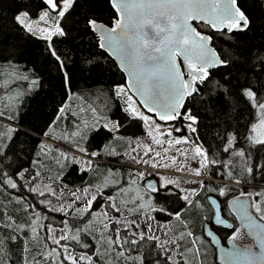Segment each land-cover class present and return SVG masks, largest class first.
<instances>
[{"label":"snow or ice","instance_id":"6c2138e0","mask_svg":"<svg viewBox=\"0 0 264 264\" xmlns=\"http://www.w3.org/2000/svg\"><path fill=\"white\" fill-rule=\"evenodd\" d=\"M111 2L115 11L119 13L114 20V26L104 27L97 21L90 20L88 21L89 28L100 32L98 47L111 52L127 72L129 78L127 88L116 86L115 95L123 100V111L131 119L143 122L147 129L146 136L149 138L148 143H137L135 146L129 142L130 152H125V155H130L132 164L146 165L153 169L168 168L167 161L170 159L177 173L191 172L194 177L198 178L185 181L196 187H181L179 180L169 179L162 175L157 181H146L147 200L138 191L132 193L127 201L108 195L105 204L101 205V211L95 212L92 210L94 202L98 198L104 199L105 197L104 188L101 186L93 188L89 185L79 189V195L73 192L68 201H64L63 195L57 196L56 190L50 185H44L46 191L36 186L40 176L39 172L31 173L29 169H17L9 175L0 169V187L25 188L41 197H46L47 192L61 203L58 207H52V201L45 198L38 201V204L45 205L51 211H59L65 217L58 227L52 224L45 225L41 221L46 217H43L37 210V204L28 203L22 197H18L16 203L22 206L23 220L16 216V210L9 212L4 206L0 211V264H6L7 246L19 247L20 244L23 245L21 249L23 264H96L94 257L99 256L100 250L95 249L89 254L87 250L91 245L85 239L88 236L96 239L98 244L112 249L116 257H124L127 246H135L145 240L156 241L165 253L166 260L171 264H179V261L174 259L177 255L184 259L186 253L192 254L193 257H199L201 254L200 238L194 236L183 217L185 213L203 207L199 199L202 190H218L220 196L225 194L224 188L214 189L211 182H205L202 179V170L208 168L209 165L216 164L217 161L210 159L202 146L197 145L192 149V158L198 157L199 164L198 167L189 169L183 163V160L189 159L188 153L176 148L177 145L190 144L189 138L187 136L172 138L171 126L166 132L162 131L161 125L156 123V120L165 123L188 121V130L195 133L196 128L193 125L197 123V118L192 115L191 109L184 106L185 98L197 93L198 90L194 85L197 81L203 83L207 79L209 68L225 63L209 47L211 38L197 31L190 21H202L217 31L226 28L231 32L246 29L248 18L237 6L238 0H111ZM73 3L74 0H42V8L34 18L28 11L18 12L14 16V22L22 30L48 42L51 55L61 67L64 66L63 60L51 42L54 37L66 35L61 27V21ZM178 57L182 58L186 66V73L181 71V65L177 62ZM185 75L188 79L184 78ZM19 79L28 80V77L22 76ZM35 84L36 81L33 80L29 86ZM129 89H134L135 95L139 97V105L133 100V96L128 95ZM244 97L256 109L259 117L258 122L251 125L247 140L253 145H264V101L258 102L256 94L251 89L244 92ZM141 106L145 111L140 110ZM87 111L95 116L97 109L91 106L88 108L81 106L78 110H73L69 105H63L58 109V114L50 127L55 126L60 120H66L70 112L74 117L71 124L73 130L65 128L58 139L69 143L75 142L76 151L82 154L77 159L75 156H70L68 151L56 148L58 165L61 164V159L72 163L78 162L84 165L81 171H88L93 167V159L100 155L97 151L89 152L86 148L80 147L75 140L76 137L82 139L81 129L88 127L87 121L83 119V114ZM2 115L4 113L0 112V116ZM96 122H99L98 117ZM103 127L109 132H119L122 125L119 122H113L111 127L108 123H104ZM175 130L183 132V128L179 125H176ZM44 134L51 136L50 132ZM52 138L56 139V137ZM235 141L236 137L229 135L226 138L224 151L229 152L233 149ZM40 148L41 152L52 151L43 142ZM138 148L142 149V154L137 153ZM158 148L162 151L157 150ZM173 148L183 160L178 161L176 155L168 157V152ZM131 153H137V155H131ZM233 154L241 158L246 156L243 149ZM0 155H3L2 150H0ZM109 155L116 156L119 153L112 148L109 150ZM162 160L165 162L161 163ZM258 167L264 168V165H258ZM245 171L251 175L254 170L253 167L247 166ZM108 176L112 178V184L115 185L117 182L112 169L108 170ZM141 179H145L143 172L131 175L129 187ZM20 181L23 183L21 184ZM236 183L240 181L237 180ZM105 186H108L107 181ZM116 191L123 196L128 193V188L118 186ZM250 195L241 193V196ZM173 197L183 201V205L178 210L170 211L168 207L157 206L161 201L167 205ZM207 199L215 207V213L210 221L209 217H203L204 221H208L204 225L206 236L219 246L221 240L215 235L212 225L234 229L233 233L226 238L228 244L232 246L231 249L220 248L222 262L226 264H264V206L259 201L250 204L239 198L228 202L227 205L238 212V219L241 220L240 228L246 227L249 234L254 236L258 249L254 251L252 246L237 247L235 242L239 239L240 228H234L232 223L222 217L221 206L216 199L211 196ZM250 208H254L256 215L249 212ZM109 212L113 215H109ZM151 212L175 217L183 225V230L171 236L166 230V238L161 240L159 236L146 234L152 233L151 223L142 229L136 219H128L126 215V213H136L147 215L149 220H155V217L148 215ZM72 213H75V216ZM192 214L195 215V211H192ZM93 221L96 223L94 224ZM163 223L166 224L167 221ZM110 225L119 227L111 229L115 235L114 239L111 237L105 239L104 233L109 231ZM121 229H124L127 235L122 237ZM57 232L60 235H57ZM42 240L44 241L43 247H37L33 254V243L39 245ZM17 241L20 244H17ZM62 241L65 243H61ZM185 241L189 242L190 246L182 248V242ZM49 243L55 247H49ZM77 246L82 249L79 254L76 252ZM53 257H60V259L54 261ZM136 259L143 264L141 257ZM7 264H15V262L8 260ZM184 264H188L187 259H184Z\"/></svg>","mask_w":264,"mask_h":264},{"label":"trees","instance_id":"16d2710c","mask_svg":"<svg viewBox=\"0 0 264 264\" xmlns=\"http://www.w3.org/2000/svg\"><path fill=\"white\" fill-rule=\"evenodd\" d=\"M238 6L249 20L248 27L243 31L215 32L207 25L198 24L200 30L210 34L214 48L225 63L209 73L197 93L186 101L185 107L191 109L192 115L197 118L196 132H191L190 136L192 141L200 143L209 158L217 161L218 169L229 164L231 180H240L235 172L237 158L233 153L244 150L246 156L242 159L254 170L245 180L248 184L260 185L254 187L256 190L253 192V202L259 201L264 206V168L258 167L264 165V145H253L247 140L251 125L256 123L257 111L244 97V92L251 89L258 102L264 101V0H238ZM41 8L42 0H0V112L4 113V118L25 129H14L0 123V150L3 152L0 155V169L9 175L17 169H29L31 173L39 172L67 189L101 186L105 197L94 202L92 210L95 212L101 210L108 195H117L118 199L127 201L133 191H138L147 200L146 188L138 183L139 180L129 187L131 175L136 173L134 169L125 167L126 164H132L129 163L130 155H125V152H130L129 142L133 146L139 143L138 137L145 133L146 127L142 121L131 119L123 111L124 102L115 95V88H127L125 75L116 62L98 47V37L88 24L90 20L112 24L116 12L110 0H74L73 6L61 21L66 35L54 37L51 42L63 60V67L51 55L47 41L30 35L14 22V16L18 12L28 11L34 18ZM22 76H27L28 80L19 79ZM33 80L36 84L30 87ZM3 89L6 90L4 96L1 94ZM128 95H131L129 91ZM133 100L139 105L134 97ZM13 103L17 107L9 110ZM63 105H69L73 110H78L81 106L97 109L95 116L90 111L83 114L88 127H82V139L76 137L75 140L89 152H99L98 157L119 164L93 163L91 170L81 171L84 167L78 162L61 159V164L58 165L56 148L50 147L52 151L41 152L42 141L35 133L50 132L52 137L58 139L65 128L73 130L71 124L74 117L70 112L66 120H60L50 127L58 109ZM140 110L144 111L142 108ZM113 122L122 125L119 132H109L103 127L104 123L111 127ZM229 135L235 136L236 141L233 149L225 152L226 138ZM62 142L76 146L75 142ZM114 147L119 155L111 156L109 150ZM229 153L232 158L230 162L227 157ZM109 169L113 170L117 182L115 185L108 176ZM41 174L36 186L46 191L40 182ZM106 181L108 186H105ZM118 186L128 188V193L119 195L116 191ZM18 197L37 204V210L46 217L41 221L45 225L58 227L65 218L63 213L38 204V201L47 198L52 201V207H58L60 200L47 192L46 197H41L25 188L0 187V211L6 206L9 212L16 210V216L23 220L22 206L16 203ZM182 205L183 203L175 204L168 209L178 210ZM190 214L191 211L185 213L183 218L190 222ZM72 215L75 216V213ZM160 218L166 220L170 217L164 215ZM113 227L119 226L110 225L109 231L104 233L105 239L115 238L111 230ZM193 230L196 232V229ZM125 235L127 232L121 229V236ZM85 239L91 245L87 250L89 254L95 249L100 250L99 256L94 257L96 264H141L137 257L142 258L143 264H171L156 241L145 240L135 246H127L124 257H116L112 249L98 244L91 236ZM16 243L20 244L19 241ZM43 245V240L39 245L33 243V254L37 247ZM22 247V244L19 247L7 246L6 264L8 260L23 264ZM49 247L55 246L49 243ZM81 251L77 246L76 252ZM59 259L60 257H53L54 261ZM201 262L212 264V257L203 255L201 260L194 257L193 264Z\"/></svg>","mask_w":264,"mask_h":264},{"label":"flooded vegetation","instance_id":"af4514ba","mask_svg":"<svg viewBox=\"0 0 264 264\" xmlns=\"http://www.w3.org/2000/svg\"><path fill=\"white\" fill-rule=\"evenodd\" d=\"M200 30V29H199ZM203 31V30H201ZM227 31V30H226ZM228 32V31H227ZM208 33V32H207ZM209 34V33H208ZM210 35V34H209ZM211 37V36H210ZM213 45V44H212ZM214 47V46H213ZM181 63V67L182 70L186 73V66L183 64V61H180ZM187 76V75H185ZM205 82V81H204ZM203 83L197 81L195 83V85L197 86V90L198 88L202 85ZM155 119V117H153ZM157 122H159L158 120H156ZM161 123V122H159ZM188 121H176V122H169V123H161L163 125H167V126H171L173 127V131L176 133H180L181 135L186 132V128L184 126V124H188ZM176 125H179L180 127L183 128V132H177L175 130ZM195 127V125H193ZM190 136H191V131L189 132ZM192 139V138H191ZM134 172L136 173V171L134 170ZM203 172V176L202 179L205 182H211L212 186L214 189H218V188H224L225 194L223 196L219 195L218 190H202L200 193V197L199 199L201 200V204L203 205L202 208L200 209H195L192 211H195V215L191 214L189 215V221H186L190 227V229L193 231L194 236L199 237L200 238V243H201V254L199 257H197L198 259H202L203 255H209L212 257V264H220L218 262V246L213 243L211 241L210 237H207L205 232H204V225L206 223H208V221H204L203 217H209V221L211 220L212 216L215 213V207L212 206L210 204V201L207 199L208 196L214 197L217 202L220 204L221 206V214L222 217L224 219L227 220V222L232 223L234 225V228H240L241 222L240 219H238V214L236 213V209L232 208V207H228V202L233 201L236 198H239L241 201L242 199L249 197L251 199V203H253V195L251 196H241V193L244 192L246 194H251L255 191V188L252 189L250 187V185L245 183H239L238 185H233L230 182H226L227 180H229V173H230V165L227 164L226 166H224L222 169L221 168H217L216 164L214 165H209V167L207 168V176L205 177V172L204 169L202 170ZM145 173V179H141L138 181V183H142L145 186L146 181H157L159 180V176L158 173H167L168 175H170V177H173L174 174H176V172L170 170L167 172H164L163 169H154V170H149ZM137 174V173H136ZM239 177V176H238ZM190 178V177H187ZM187 178H184V180H189ZM225 179L226 181H219L218 179ZM192 179V178H190ZM198 179V178H196ZM239 179H244L242 177H239ZM173 190L175 191V189L173 188ZM177 195H179V193H177ZM183 203L182 200L176 199L175 197L172 198V201H170L167 205H164L163 202L161 201L159 206H165L170 208L171 206H174L175 204H181ZM252 212L256 215L254 208H251ZM153 217H155V220H160V221H167L168 227H169V232L171 235H173V233L178 234L180 231L183 230V225L180 223V221H177L175 219V217H170L169 219L166 220H162L160 217L164 216L158 212H151ZM136 214V213H133ZM197 226V227H196ZM213 231L214 233L217 234V236L219 237V239L221 240V245L226 247V249L229 248V244L227 242V237L229 235H231L234 231V229H228L225 228L223 226L220 225H212ZM193 229H196V232H194ZM160 238H162V236L157 235ZM236 244L239 245L240 247H246L248 245L254 247V250L257 251L258 249L256 248L255 245V241L254 239H252L247 233H246V229L245 228H240V234H239V239L236 241ZM190 243L185 241L182 242V248L183 247H189ZM184 259H187L188 264H193L194 261V257L192 256V254L190 253H186ZM184 259H181L180 257V262H183L184 264Z\"/></svg>","mask_w":264,"mask_h":264},{"label":"rangeland","instance_id":"374dc122","mask_svg":"<svg viewBox=\"0 0 264 264\" xmlns=\"http://www.w3.org/2000/svg\"><path fill=\"white\" fill-rule=\"evenodd\" d=\"M258 119H259V117L257 115L256 123L258 122ZM156 123H158V124L161 125V130L162 131H165L166 132L169 129V126H167V125H163V124H161V123H159L157 121H156ZM184 126L186 128V132L187 133H184L182 135L180 133L174 132L173 131V127H171V130H172V138H182L183 136H187L189 138L190 144H188V145H177L176 146V148H179L182 151H186L188 153L189 159L183 160V158L179 156V153L176 152L175 148L171 149L168 152V157L171 158L173 155H176L178 161L183 160V163L186 164L189 169H194V168L198 167L199 158L198 157L195 158V159L192 158V156H193L192 149H194V148H193V146H192L191 143H193V142H192V139L190 137V134H189L190 130H188L187 124H184ZM146 131H147V129L145 130V133L144 134H142V135H140L138 137L139 138L138 142L141 143V144L148 143L149 142V138L146 136ZM165 139H168V137H165ZM157 150L162 151V149H159V148ZM137 153L142 154V149H139L138 148ZM137 153H134L133 155H137ZM227 157H228V162H230V159H232V158H230V153H229V156H227ZM236 158H237V171H235V172L237 173V175L239 177L244 178V179H240L239 180L240 183H245V182H247L245 180V177L246 176L249 177V174L245 171V168L247 167V165H246L245 161L241 157H239V156L236 155ZM127 161H129V160H127ZM164 162L165 161H163V160L161 161V163H164ZM167 162L169 163V167L168 168H161V169L166 170V171L172 170V171L176 172L175 171V166L174 165H171L170 159ZM129 163H132L131 160H130ZM81 165L84 167L83 164H81ZM126 165H127V167H130L129 165H132V164H126ZM133 165H136V164H133ZM226 165L227 164H225V166ZM142 166H146V165H142ZM130 168H132V167H130ZM132 169H134L136 171V173H140V172H143L144 173V171L142 169H135V168H132ZM178 174L179 173L176 172V174H174L173 177H170V175H168L167 173H158V176L160 178V176L163 175V176H166L169 179L179 180L181 182V187H186V188L196 187V185H192V184L185 183L184 178H187V177H183V176H180ZM183 174H185V173H183ZM186 174L192 175L191 172H188ZM187 179L192 180V179H196V178H192V179L187 178ZM220 179H222V178H220ZM231 181L233 183H235V184H239V183H236L237 180H231ZM40 182L43 185V187H44L45 184L46 185H50L53 189L56 190L57 195L60 196L62 194L63 195V199L65 201H68L69 197L71 196V194L73 192H77V194L79 195L80 193L78 192V190L79 189H82V188L67 189V188L63 187L62 185H60L59 183H57L55 181H51V180L43 177L42 175L40 177ZM246 184H248V183H246ZM249 185H250V187L252 189H254L253 187H260V185H254V184H249ZM255 190H256V188H255ZM132 193H134V191ZM115 195H116V193H115ZM252 195H253V193H251V196ZM116 197H117V195H116ZM77 206H79V205H77ZM129 206H131V205H129ZM109 215H112V214L109 213ZM126 215L128 216V219H136L137 220V223L140 225V227L142 229H145L146 226H147V224L148 223H151L152 224V233H146L147 235H156V236L157 235H160V236H162L161 240H163V239L166 238L165 237V231L167 230L169 232L168 224L167 223L166 224L163 223L164 221H160V220H149L148 217H147V215H137V214H130V213H126ZM148 215H151L153 217L152 213H149ZM133 230L134 231H139L138 229H133ZM56 234L57 235H60L59 232H57ZM168 235L171 236L170 233H168ZM77 254H79V252H77ZM174 259L177 260V261H179V264H183V262H180V260H179L180 259V256L179 255H177Z\"/></svg>","mask_w":264,"mask_h":264},{"label":"water","instance_id":"95a60500","mask_svg":"<svg viewBox=\"0 0 264 264\" xmlns=\"http://www.w3.org/2000/svg\"><path fill=\"white\" fill-rule=\"evenodd\" d=\"M110 3H111V5H112V2H111V0H110ZM238 6V5H237ZM113 7V6H112ZM239 7V6H238ZM114 9V8H113ZM115 10V9H114ZM242 11V10H241ZM116 12V11H115ZM119 16V13H117L116 12V17H118ZM245 16H246V14H245ZM115 17V18H116ZM247 17V16H246ZM115 18L113 19V22H112V24H106V23H103V22H100V21H97V20H95V21H97L100 25H102V26H104V27H112V26H114V20H115ZM248 18V17H247ZM190 23L192 24V26L194 27V28H196V30L197 31H199L202 35H205V36H209L210 37V35L207 33V32H204V31H201V30H199V28H198V24H204V25H207V24H205L204 22H202V21H196V20H192V21H190ZM248 25H249V20H248ZM207 26H209V25H207ZM210 27V26H209ZM248 27V26H247ZM211 28V27H210ZM212 29V28H211ZM93 30V29H92ZM213 31H215V32H222V31H224V30H227L226 28H224V29H222V30H220V31H217V30H215V29H212ZM245 30V29H244ZM228 31V30H227ZM236 31H238V30H236ZM93 32L96 34V36L98 37V40H99V37H100V32L99 31H96V30H93ZM229 32V31H228ZM211 38V37H210ZM209 47L210 48H212L214 51H215V53L217 54V56H219L220 57V55H219V53L217 52V50L213 47V45H212V38L210 39V42H209ZM101 49V48H100ZM104 52H106L115 62H116V64L118 65V67H119V69L124 73V75H125V83H126V86H128V84H129V78H128V74H127V72H125L124 71V69L120 66V61L114 56V55H112L111 54V52H109V51H107L106 49H102ZM220 59H221V57H220ZM182 60V58H180V57H178L177 58V62L181 65V63H180V61ZM222 60V59H221ZM183 61V60H182ZM222 65V64H221ZM221 65H219V66H216V67H211V68H209V73L212 71V70H214V69H217L218 67H220ZM181 71H183L182 70V67H181ZM186 71H187V69H186ZM184 72V71H183ZM185 79H188V77L187 76H185L184 77ZM206 81V80H205ZM194 87L197 89V86L196 85H194ZM129 92H130V94L138 101V103H139V97L138 96H136L135 95V92H134V89H129L128 90ZM194 95V94H193ZM189 97H191V96H188V97H186L185 98V101H184V106H185V104H186V101L189 99ZM141 108L143 109V107L141 106ZM144 110V109H143ZM145 111V110H144ZM147 114H149V115H152L151 113H147ZM159 121V120H158ZM159 122H161V123H165V122H163V121H159ZM169 123V122H168ZM213 199H215L214 197H212ZM237 199V198H236ZM235 200V199H234ZM242 201H244V202H247V203H250L251 204V199L249 198V197H246V198H244V199H242ZM249 212L251 213V214H253V215H255L253 212H252V210H251V208L249 209ZM236 213L238 214V212L236 211ZM240 222H241V220H240ZM245 229H246V233L252 238V239H254V241H255V238H254V236H252L251 234H249V232H248V229L246 228V227H244ZM215 235L217 236V234L215 233ZM217 238L219 239V237L217 236ZM236 243V242H235ZM237 245V244H236ZM248 246H250V245H248ZM231 245L229 244V248L228 249H231ZM237 247H240L239 245H237ZM247 247V246H246ZM220 248H224V249H226V247H224V246H222L221 244L218 246V262L220 263V264H226V262H222V260H221V252H220ZM228 249H226V250H228ZM253 250H254V247H253ZM255 251V250H254Z\"/></svg>","mask_w":264,"mask_h":264},{"label":"built area","instance_id":"2783aa9c","mask_svg":"<svg viewBox=\"0 0 264 264\" xmlns=\"http://www.w3.org/2000/svg\"><path fill=\"white\" fill-rule=\"evenodd\" d=\"M0 123H4L7 126H9L11 128H14V129L25 130L24 127H22L21 125L10 121V120L4 118L3 116H0ZM44 133H42V134L35 133L34 135L36 137H38L43 143L47 144L49 147L60 148L62 151H68L69 154L77 157V159H79L82 156L81 153L76 151V146H70V145L62 142L59 139H53L52 136H45ZM191 144H192L193 148H195L197 145L201 146V144H199L198 142L191 143ZM203 150L206 151L204 148H203ZM85 159H87V157H85ZM92 163H115V164H119V163H116V162L109 161L107 159L100 158L98 156L93 159ZM129 166L132 167V168H135V169H142L144 172H147L149 170H154L153 168H150L148 166H142V165H129ZM164 172H167V171L164 170ZM204 172H205L204 176L206 177L208 175L207 174V168L204 169ZM178 175L183 176V177L196 178V177H194L193 175H190V174L179 173ZM220 181H225V180H220ZM226 182H229V181H226ZM231 183H233V182H231ZM233 184H235V183H233Z\"/></svg>","mask_w":264,"mask_h":264},{"label":"crops","instance_id":"0c3cea01","mask_svg":"<svg viewBox=\"0 0 264 264\" xmlns=\"http://www.w3.org/2000/svg\"><path fill=\"white\" fill-rule=\"evenodd\" d=\"M7 85H9V84H7ZM6 93V90L5 89H3L2 90V92H1V94H2V96H4V94ZM8 98V97H7ZM17 106H16V104L15 103H13L12 105H11V107H10V109L9 110H11V109H14V108H16ZM115 148V147H114ZM116 149V148H115ZM93 164V163H92ZM41 174V173H40ZM42 176H44L45 178H47L45 175H43V174H41Z\"/></svg>","mask_w":264,"mask_h":264}]
</instances>
